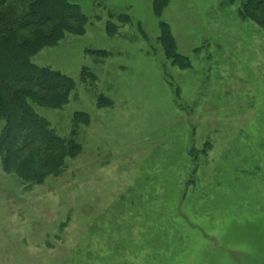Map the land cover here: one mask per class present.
Returning a JSON list of instances; mask_svg holds the SVG:
<instances>
[{"label": "rangeland", "instance_id": "374dc122", "mask_svg": "<svg viewBox=\"0 0 264 264\" xmlns=\"http://www.w3.org/2000/svg\"><path fill=\"white\" fill-rule=\"evenodd\" d=\"M70 1L85 31L32 60L76 88L33 108L61 137L87 114L81 153L35 185L0 160V264H264V26L246 0Z\"/></svg>", "mask_w": 264, "mask_h": 264}, {"label": "trees", "instance_id": "16d2710c", "mask_svg": "<svg viewBox=\"0 0 264 264\" xmlns=\"http://www.w3.org/2000/svg\"><path fill=\"white\" fill-rule=\"evenodd\" d=\"M168 0H154L159 12ZM243 17L264 26V0H246ZM88 23L81 5L70 0H0V160L7 173L29 184H41L57 176L68 159L81 153L75 139L79 122L87 114H76L70 137H61L33 106L61 108L70 100L76 83L68 75L35 64L34 55L53 46L66 34H82ZM159 41L166 54L181 67L190 65L179 56L170 27L162 26ZM109 33L116 27L109 22Z\"/></svg>", "mask_w": 264, "mask_h": 264}]
</instances>
